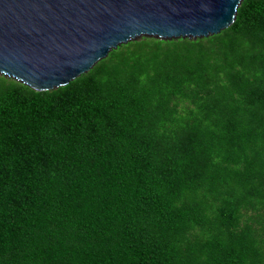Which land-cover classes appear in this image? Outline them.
<instances>
[{"label": "trees", "instance_id": "16d2710c", "mask_svg": "<svg viewBox=\"0 0 264 264\" xmlns=\"http://www.w3.org/2000/svg\"><path fill=\"white\" fill-rule=\"evenodd\" d=\"M0 264H264V0L57 89L0 75Z\"/></svg>", "mask_w": 264, "mask_h": 264}, {"label": "water", "instance_id": "95a60500", "mask_svg": "<svg viewBox=\"0 0 264 264\" xmlns=\"http://www.w3.org/2000/svg\"><path fill=\"white\" fill-rule=\"evenodd\" d=\"M244 0H0V75L35 90L68 85L143 36L208 38Z\"/></svg>", "mask_w": 264, "mask_h": 264}]
</instances>
